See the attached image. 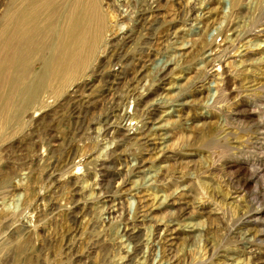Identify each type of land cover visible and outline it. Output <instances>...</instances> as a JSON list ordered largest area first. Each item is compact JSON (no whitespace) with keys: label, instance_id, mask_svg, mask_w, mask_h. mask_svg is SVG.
I'll list each match as a JSON object with an SVG mask.
<instances>
[{"label":"rangeland","instance_id":"rangeland-1","mask_svg":"<svg viewBox=\"0 0 264 264\" xmlns=\"http://www.w3.org/2000/svg\"><path fill=\"white\" fill-rule=\"evenodd\" d=\"M102 9L86 70L0 142V264H264V0Z\"/></svg>","mask_w":264,"mask_h":264},{"label":"bare ground","instance_id":"bare-ground-1","mask_svg":"<svg viewBox=\"0 0 264 264\" xmlns=\"http://www.w3.org/2000/svg\"><path fill=\"white\" fill-rule=\"evenodd\" d=\"M240 3L232 0L233 7ZM107 28L102 0L6 1L0 13V142L22 124L25 116L41 109L45 98L71 86L97 54ZM130 32H124L126 40H131ZM178 45L163 71L184 48V44ZM180 199L178 190L169 198L158 197L159 205L177 206L182 204ZM139 207L147 211L145 203L139 201ZM165 221L157 219L156 227L166 226L165 239L172 242L176 231ZM184 225L194 230L198 223Z\"/></svg>","mask_w":264,"mask_h":264}]
</instances>
